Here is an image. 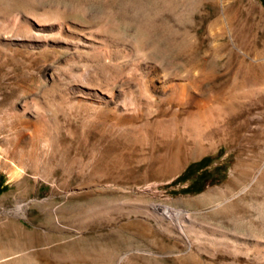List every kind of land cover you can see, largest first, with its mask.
I'll use <instances>...</instances> for the list:
<instances>
[{
	"label": "rangeland",
	"instance_id": "1",
	"mask_svg": "<svg viewBox=\"0 0 264 264\" xmlns=\"http://www.w3.org/2000/svg\"><path fill=\"white\" fill-rule=\"evenodd\" d=\"M0 35V264H264V190L244 189L262 147L179 124L215 145L174 173L156 168L172 139L103 124L210 107L264 130V0H0ZM156 79L198 96L175 102Z\"/></svg>",
	"mask_w": 264,
	"mask_h": 264
},
{
	"label": "bare ground",
	"instance_id": "2",
	"mask_svg": "<svg viewBox=\"0 0 264 264\" xmlns=\"http://www.w3.org/2000/svg\"><path fill=\"white\" fill-rule=\"evenodd\" d=\"M0 38H1V35H0ZM234 47L237 50L238 54H240L243 57H246V56L248 57V55H246V53L242 52L240 50V48L235 43H234ZM238 69H239V67H238ZM248 78H249L248 84L251 83V85H252L254 83L253 76H249ZM156 80L157 81H153V83H152V86L154 87V89L161 91L164 94L170 93V95L172 96V98L175 102H183L185 99H196L198 96V93H199L198 89H196L193 86V84H191L192 82L181 84L179 82L173 81L172 79H156ZM105 90L106 89H104V92H106ZM102 91H103V89H102ZM100 99H103V97H101ZM105 100H106V102L107 101L110 102L112 100V98L106 97ZM112 101L114 102V106H112V107L116 108L120 105V103H119L120 101L119 102H115L116 100L115 101L112 100ZM109 102H108V104H109ZM87 107H90V108L83 109L85 116H87L86 114L92 115V114H97L100 111L103 112V108H101L102 106L89 105ZM234 114H235V112L232 109H224L223 111L217 112V111H214L213 108L207 107V108H204L198 114H196V115L194 114V116L186 117V118H181V117L179 119L178 118H174V119L171 118L170 120L167 121L163 117H156V118H154L155 125H153L152 127L145 126V124L142 127H130V126L128 127V125L126 124L127 122H125V124H122V123H119L118 120L117 121H107L106 120V121H104L103 124L109 126L111 128V130H114L115 132L124 136L125 138H128L130 140L132 139L133 141H136L135 143H137V141H138L140 144L153 145V143L155 142L154 141L155 139H159L162 143L164 142L165 139H172L173 142L170 140V142H171L170 144H167L169 141L167 143L164 142L166 145L165 146L166 149L164 152V155L166 158H164L162 161H160L156 165V168H158V170L159 169L160 170L161 169L166 170L167 168L171 167V169L174 170V173H175L178 169H180L179 167H180V165H182V163L184 161L191 159V158H195V157L201 155L203 152H206L207 150H210L212 148L214 149V145H215V142H213V141H211L208 144L201 143L200 141H192L188 144L185 143L184 141H182V135L179 134V131H178L179 124H180V126L181 125L183 126L185 131L189 132L186 135L188 138L196 140V139H200L201 132L205 128H208V127L213 126V125L216 126L219 123L218 121H220L221 123L222 122L224 123L223 128L221 129L223 131L224 136L229 135L231 140H234V141H243V142L249 141L251 144L257 145V146L262 147L264 149V130H262L258 133L251 132L250 134H246V133L244 134L243 132L242 133L239 132L237 130V128H241L240 126H247L248 121H247L246 117H241V116L240 117L239 116L234 117L235 116ZM102 122H103V119H102ZM55 151L53 153L54 155L56 154ZM58 152H59V150H58ZM106 154H107L106 152H105V154H102V155L100 154L101 159L104 157V155L106 156ZM56 155H59V154H56ZM109 169H110V167H109ZM171 169H170V171H171ZM259 173H261V175L263 177V178L261 177L262 181L260 183H255L254 181H255L256 177L251 176L252 177V178L250 177L251 181L245 186L244 189L251 188V189L255 190L257 187H259L260 189L264 190V167L261 168V171ZM231 174H232V179L240 178L239 176H236L235 172H232ZM156 207H157V205H156ZM165 209H166L165 214L167 216H170V217L173 214L179 213L177 211L170 209V207H166ZM162 213H164V212H162ZM233 250H235V251L239 250L237 245L233 247ZM261 256H263V255H261Z\"/></svg>",
	"mask_w": 264,
	"mask_h": 264
},
{
	"label": "trees",
	"instance_id": "3",
	"mask_svg": "<svg viewBox=\"0 0 264 264\" xmlns=\"http://www.w3.org/2000/svg\"><path fill=\"white\" fill-rule=\"evenodd\" d=\"M3 190V186H0V192Z\"/></svg>",
	"mask_w": 264,
	"mask_h": 264
}]
</instances>
